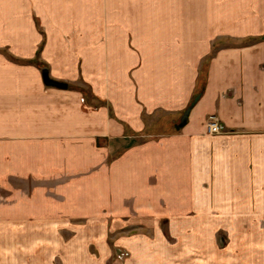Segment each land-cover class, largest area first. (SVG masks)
Segmentation results:
<instances>
[{
  "label": "crops",
  "instance_id": "0c3cea01",
  "mask_svg": "<svg viewBox=\"0 0 264 264\" xmlns=\"http://www.w3.org/2000/svg\"><path fill=\"white\" fill-rule=\"evenodd\" d=\"M0 264H264V0H0Z\"/></svg>",
  "mask_w": 264,
  "mask_h": 264
},
{
  "label": "water",
  "instance_id": "95a60500",
  "mask_svg": "<svg viewBox=\"0 0 264 264\" xmlns=\"http://www.w3.org/2000/svg\"><path fill=\"white\" fill-rule=\"evenodd\" d=\"M42 78H43V82L46 86H49V87H55V88H58V89H66L67 88V85L64 84V83H61V82H58V81H55L53 79H51L48 75V72L46 70H42ZM200 96H196L194 98V101L193 103L191 104V107L194 106V104L199 100ZM190 108H187L185 110V112L183 113V115L181 116L180 120H179V123H177L174 128L176 130L184 127L187 123V118H188V115H189V112H190Z\"/></svg>",
  "mask_w": 264,
  "mask_h": 264
},
{
  "label": "built area",
  "instance_id": "2783aa9c",
  "mask_svg": "<svg viewBox=\"0 0 264 264\" xmlns=\"http://www.w3.org/2000/svg\"><path fill=\"white\" fill-rule=\"evenodd\" d=\"M205 128L209 135H219L225 132L224 125H222L215 116L208 117Z\"/></svg>",
  "mask_w": 264,
  "mask_h": 264
},
{
  "label": "trees",
  "instance_id": "16d2710c",
  "mask_svg": "<svg viewBox=\"0 0 264 264\" xmlns=\"http://www.w3.org/2000/svg\"><path fill=\"white\" fill-rule=\"evenodd\" d=\"M41 68L43 70H46V68L44 66H41ZM206 76H207V69H206V66H203L200 70V73H199V77H198V81H197V89H196V93L194 95V98L198 95L200 96L201 93L203 92L205 82H206ZM194 98L191 100V102L187 108L191 107V104L193 103Z\"/></svg>",
  "mask_w": 264,
  "mask_h": 264
},
{
  "label": "rangeland",
  "instance_id": "374dc122",
  "mask_svg": "<svg viewBox=\"0 0 264 264\" xmlns=\"http://www.w3.org/2000/svg\"><path fill=\"white\" fill-rule=\"evenodd\" d=\"M179 120H180V118L176 121V122H174V123H167L166 125H164L163 127L166 129V128H169V129H173L174 128V126L177 124V123H179ZM152 130V129H151ZM157 130V129H156ZM163 130V129H162ZM160 131V129H158V132ZM127 254L126 253H122V252H120L119 253V257H117L118 259H122L124 256H126Z\"/></svg>",
  "mask_w": 264,
  "mask_h": 264
}]
</instances>
